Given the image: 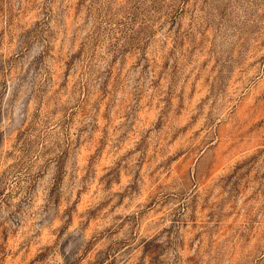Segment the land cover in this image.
I'll return each mask as SVG.
<instances>
[{
	"label": "rangeland",
	"instance_id": "obj_1",
	"mask_svg": "<svg viewBox=\"0 0 264 264\" xmlns=\"http://www.w3.org/2000/svg\"><path fill=\"white\" fill-rule=\"evenodd\" d=\"M0 264H264V0H0Z\"/></svg>",
	"mask_w": 264,
	"mask_h": 264
}]
</instances>
